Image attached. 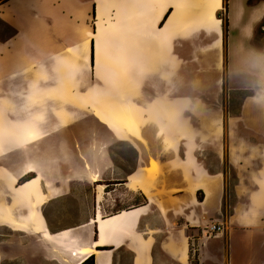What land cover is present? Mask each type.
<instances>
[{"label":"crops","instance_id":"obj_1","mask_svg":"<svg viewBox=\"0 0 264 264\" xmlns=\"http://www.w3.org/2000/svg\"><path fill=\"white\" fill-rule=\"evenodd\" d=\"M225 2L0 0V150L29 146L23 163L15 154L14 166L0 165V231L15 232L12 244L0 241V264H82L91 256L96 264H264V168H230L236 175V197L226 218L225 168H169L168 163L157 171L133 168L125 179L114 180L108 192L102 169L70 168L69 158L60 168L53 166L55 155L66 158L64 149L71 142L63 131L62 150L55 154L54 125L64 124V118L55 121L53 85L48 71L37 68L40 56L48 64L55 45L67 57L78 46L92 64L93 43L95 50L101 33L110 31L115 37L111 43L125 46L127 100L132 92V106L141 110V139L163 143L173 136L181 141L182 127L190 124L185 110L201 125H223L226 94L231 99L245 93L239 115L229 123L238 125V134L244 124L256 142L264 136V116L259 117L264 115V0H228L227 7ZM75 29L80 33L68 34ZM22 43L30 63L25 69ZM130 64L136 71L131 76ZM233 131L230 126L231 139ZM133 147L138 156L145 149L143 144ZM81 148L72 147L76 152ZM253 149V155L261 156L262 147ZM31 173L36 175L31 181L40 180L39 191L25 194L31 181H19ZM94 174L101 176L94 184L106 188L103 195L93 194V209L85 210L84 200L72 196L76 211L54 228L56 203L70 200V176L93 181ZM47 179L57 193L49 192ZM211 221L225 225L226 237L224 232L204 242L200 228ZM78 231L85 234L79 247L59 255L53 243H64V233ZM193 238L199 246L194 254Z\"/></svg>","mask_w":264,"mask_h":264},{"label":"rangeland","instance_id":"obj_2","mask_svg":"<svg viewBox=\"0 0 264 264\" xmlns=\"http://www.w3.org/2000/svg\"><path fill=\"white\" fill-rule=\"evenodd\" d=\"M225 3L227 7L228 0ZM221 17L224 20L228 18L225 7L222 10ZM80 31L76 29L68 30V34L76 36ZM58 32L60 33L61 30H58ZM113 40H115V37L111 36L110 31L105 30L101 33V41L97 40L95 46L94 65L91 64V61H85V57L78 46H75L76 50L74 51L70 49L69 57H67L66 50H62L61 47L55 45L53 56L48 59V64L41 60L42 56L37 62L38 69L44 68L48 71V84L53 85L54 88V102L51 109L54 119L56 121L59 118H64V124L54 125V134L58 135L54 141V152L57 150L55 154H59L62 150L61 134L63 131L66 130V135L69 136L71 142L70 149H64V152H68L66 158H62L61 155L60 157L55 155L52 158L53 166L60 168L63 159L67 161V158H70V166L72 167L74 164V167L79 168L78 166L84 164L83 159L80 157L82 155L93 164L90 170H103V179L106 180V184L110 185L108 188L101 187L96 183L94 184L93 181H88L89 179L80 181L79 179H73L71 175L70 200L56 203L54 215L51 218L53 227H61L62 221L66 217H70L73 214L72 211H76L78 207L77 199L73 200L72 196H76V198L80 196L82 202L84 200L85 210H92L93 194L100 192V195H103L105 188L106 191H111L117 183L114 180L125 179L133 168H153L155 164L158 170L159 168H166L163 164L167 163L170 166L169 168H225V173L228 172L226 218V214H230L232 211L236 197V175L230 168H264V136H258V141L255 142L252 138L254 137L253 132L246 131L247 128L244 124L241 126L243 132L240 131L238 134L236 133L238 125L229 123L231 117L239 115L242 99L247 94L240 93L232 97L234 99H230L226 94V98L222 102L225 113V123L223 125H201L189 110H185V118L190 124L182 127L183 139L181 141H176L173 136L163 142L164 145L162 142L144 141L141 139L143 130L139 124L142 116L141 110L132 106V92L130 93V101L127 100L125 46L111 43ZM20 48L22 68L25 69L30 67V63L25 56L26 44L22 43ZM33 65L35 67L36 64ZM131 65L128 71L130 76L136 73ZM137 88H141V86H137ZM126 110L129 111L131 119L128 122L126 121V124L123 123L124 130L122 129V133H118L110 127L109 117H114V121L120 124L123 121L121 115ZM263 116L259 114V117ZM77 122H82V124L74 125ZM230 126L235 129L232 139L229 133ZM77 128L82 132L81 136L77 134ZM245 134L250 137L246 138ZM63 137L67 139L65 135ZM124 137H127L129 141H122L121 139ZM75 144L82 147L77 152L72 149ZM132 144L134 146L138 145L140 148L142 144L145 146L140 156L137 155ZM245 144L249 145L247 151L244 149ZM255 145L262 147L261 156L253 155ZM21 148L25 151L21 149L16 151L17 148L14 149V146L2 147L0 150L2 152L0 165L6 162L9 167L14 166L15 154L20 156L17 159L21 163L26 161L28 158L24 157V153L29 152V146L23 144ZM246 152L249 153L248 156ZM64 166L68 168L67 163H64ZM27 175L36 176L34 173ZM100 184L103 185V183ZM131 190H135L134 184ZM14 235L15 232L5 228V230L0 231V241H5V245L12 244L15 239ZM262 235L264 237V234ZM201 236H203L202 232ZM223 236L226 237V232ZM213 238L215 236L208 240ZM261 242L264 244V239ZM237 244L238 240L235 237L233 239L235 248H238Z\"/></svg>","mask_w":264,"mask_h":264},{"label":"bare ground","instance_id":"obj_3","mask_svg":"<svg viewBox=\"0 0 264 264\" xmlns=\"http://www.w3.org/2000/svg\"><path fill=\"white\" fill-rule=\"evenodd\" d=\"M88 34L86 33L85 34L86 38L84 37L85 44H88V38L90 37V35H88ZM121 116H122V119H123L124 122L122 121L120 124H118V122L114 121V119H115L114 117H112V116L109 117L110 125L118 133H122V129H123V126L122 125H123V123L126 124V121L128 122L131 119L130 118V115H129V111H127V110ZM121 140L122 141H129L127 137H124ZM81 158L83 159V162H84V165L86 166V168L88 170L92 169L93 164L91 163V161L88 160L85 157H81ZM68 160H70V158ZM73 165H72V167L70 166V168H76ZM152 170L153 171L157 170V167H156L155 164L153 165ZM92 179H93V182H97V181H99L101 179V176L98 175V174H94L92 176ZM39 184H40V180L39 179L33 180V181H31L30 183H28L24 187V189L22 190V192H24L25 194H32V193H35L36 194L39 191ZM47 186H48L49 192L50 191H53V192H56L57 193V189H56L55 185L54 186L52 185L50 179H47ZM82 235L85 236L84 232H82V231H78L76 234H74V233H67V232L64 233V235H63V237L65 239V242L64 243H53L54 244V248H56V252L59 255L64 256V255L67 254V251L69 249L79 247V245H80L79 237L82 236Z\"/></svg>","mask_w":264,"mask_h":264},{"label":"built area","instance_id":"obj_4","mask_svg":"<svg viewBox=\"0 0 264 264\" xmlns=\"http://www.w3.org/2000/svg\"><path fill=\"white\" fill-rule=\"evenodd\" d=\"M200 229H201V232L203 235V236H201V232H200V237L205 242L206 240L210 239L213 236L223 234L225 232V225L223 223H220V222L211 221L208 225H206ZM192 248H193V254L196 252L198 253L199 246H198V243H196V240L194 238L192 240Z\"/></svg>","mask_w":264,"mask_h":264},{"label":"trees","instance_id":"obj_5","mask_svg":"<svg viewBox=\"0 0 264 264\" xmlns=\"http://www.w3.org/2000/svg\"><path fill=\"white\" fill-rule=\"evenodd\" d=\"M220 16V15H219ZM224 24H225V30H226V36L228 38V29H229V22L228 20H224ZM94 60H95V50H94V43L92 45V64H94ZM35 176L34 175H26L25 177H23L20 181H19V185H23L29 181H31L32 179H34ZM199 200L202 201V198L199 197ZM99 250L101 251H105V250H110V248H99ZM82 264H96L95 261V256H91L89 257L86 261H84Z\"/></svg>","mask_w":264,"mask_h":264}]
</instances>
